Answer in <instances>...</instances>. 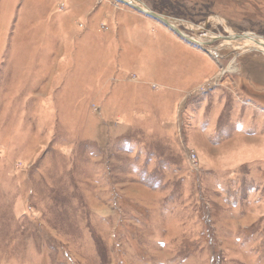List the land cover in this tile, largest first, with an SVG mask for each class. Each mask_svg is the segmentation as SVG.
Returning <instances> with one entry per match:
<instances>
[{
	"label": "rangeland",
	"instance_id": "1",
	"mask_svg": "<svg viewBox=\"0 0 264 264\" xmlns=\"http://www.w3.org/2000/svg\"><path fill=\"white\" fill-rule=\"evenodd\" d=\"M139 1L0 0V264H264V0Z\"/></svg>",
	"mask_w": 264,
	"mask_h": 264
},
{
	"label": "bare ground",
	"instance_id": "2",
	"mask_svg": "<svg viewBox=\"0 0 264 264\" xmlns=\"http://www.w3.org/2000/svg\"><path fill=\"white\" fill-rule=\"evenodd\" d=\"M137 5L141 6L142 8L146 7L144 6V4L140 3V2H136ZM171 22V24L175 27L178 28V22L177 21H173V20H169ZM179 29V28H178ZM185 35V33H183ZM233 35H230V37L228 38H222L224 39V41L221 43L220 47L218 48L219 50L225 49V48H231L233 51H243V52H249L252 50H259L262 51L264 53V39L263 38H259L258 36H253L251 34L249 35H242L241 37L239 36H235L233 37ZM195 42H197V44L202 45V42L200 40H196L194 39ZM192 42H194L192 40ZM216 49V50H218ZM214 51V50H213Z\"/></svg>",
	"mask_w": 264,
	"mask_h": 264
},
{
	"label": "water",
	"instance_id": "3",
	"mask_svg": "<svg viewBox=\"0 0 264 264\" xmlns=\"http://www.w3.org/2000/svg\"><path fill=\"white\" fill-rule=\"evenodd\" d=\"M115 1H117V2H119V3H122V4H125V5H127V6H130V7H132L133 9H135L136 11H138V12H140V13H143V14H145V15L151 17V18H154V19H156V20H158V21L164 23L165 25H167L168 27H170V28H171L176 34H178V35H179L180 37H182L183 39H186L187 41L192 42V40H193L194 43H197V42H198V41L195 42V40H194L192 37L187 36L186 33H185L183 30L181 31V30L178 29L177 27L173 26V25L171 24V22L169 21L170 19L167 18L166 16H164V15H160V14H158V13L152 11V10L149 9L146 5H144V6L146 7V9H145V8H142V7L139 6V5H137V4H136L137 1L141 3V1H139V0H115ZM183 33H185V35H184ZM203 43H204V42H203ZM201 47H202V46H201ZM203 49H205V48L203 47Z\"/></svg>",
	"mask_w": 264,
	"mask_h": 264
}]
</instances>
